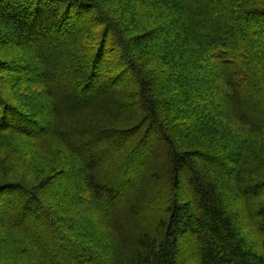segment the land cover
I'll return each instance as SVG.
<instances>
[{
    "label": "trees",
    "instance_id": "16d2710c",
    "mask_svg": "<svg viewBox=\"0 0 264 264\" xmlns=\"http://www.w3.org/2000/svg\"><path fill=\"white\" fill-rule=\"evenodd\" d=\"M0 264H264V0H0Z\"/></svg>",
    "mask_w": 264,
    "mask_h": 264
}]
</instances>
